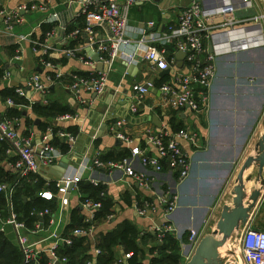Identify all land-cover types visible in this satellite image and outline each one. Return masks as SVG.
Here are the masks:
<instances>
[{"label": "crops", "instance_id": "obj_1", "mask_svg": "<svg viewBox=\"0 0 264 264\" xmlns=\"http://www.w3.org/2000/svg\"><path fill=\"white\" fill-rule=\"evenodd\" d=\"M120 1L123 3L125 0ZM200 2L209 12H215L221 6L231 5L241 9L238 11L239 18L261 16L256 13L252 15L253 8L248 10L244 0H200ZM253 5L255 7L254 2ZM3 7L9 11L18 10L21 17L14 21L12 31L0 32V67L4 69L3 75L6 72L11 73L9 81L0 82V120L13 121L19 134L33 137L36 150L39 148L40 139L48 137L61 158L62 156L70 158V168L66 175L74 176L79 173L83 181L103 185L107 190V198L113 202V214L110 218L97 219L94 223L93 236L83 242L84 248L79 253L87 254L85 264L91 262L99 264L104 260L108 250H103L99 246L108 244L112 235L121 231L127 223L136 225L139 232L137 242L142 252L138 255L137 264H158L164 254L173 253L174 250L161 248L162 242H168L170 237L178 241L175 250L178 253V264H186L194 250L190 241L191 231L198 232V239L212 232L223 206L232 205L231 192L236 184L237 174L248 157L243 159L241 165L236 166L246 143L245 134L249 132L248 136H250L253 131V120L246 126L245 116L253 114L254 107H258V104L262 105L264 101L261 93L255 96L256 99L251 96L254 92H261L264 86L254 89L252 86L244 85L257 78V75H264V36L258 34V31L263 29L260 24L263 18L240 24L234 30L227 28L216 30L214 37L208 41L210 51L217 55V71L210 92L209 105L204 111L194 112L188 107H173L168 103L166 95L160 91L163 84L175 83L174 70L161 71L148 61L141 60L138 62V71L131 75L127 73V67L121 58H117L111 67L105 64V70H98L93 52H98L99 43L104 42L111 33L106 26H100L96 29V41L90 43V38L85 32L87 18L81 14L78 0H4ZM179 11L180 5L177 0H145L143 3L137 1L130 10L128 37L139 40L146 32L162 37L170 26L177 24ZM212 15H215V22L222 21L221 15L214 13ZM148 22H154L155 26L144 29L143 23ZM76 30H80V33L72 36ZM20 35H26L28 38L18 42ZM34 42H43L51 46L47 60L52 66H46L40 54L34 52ZM173 44L176 49L170 53V56L175 54L178 60L177 71L180 69L186 71L185 59L183 66H178L180 52L177 53L176 43ZM133 48L135 44L131 46V49ZM68 50H74L77 57L70 55ZM140 51L141 57L145 51L142 49ZM79 56L89 59L91 64L82 62ZM258 58L263 60L262 66L247 62ZM248 66L251 68L247 69ZM101 71L108 73V84L103 93L81 91L75 94L70 90L73 73L93 77L98 76ZM59 72H62L63 76L61 79H56ZM35 73H39L43 82L49 85L48 91L32 90L33 95L29 93L27 97L18 96L28 100L29 104H18L13 100L15 105L9 106L8 100L13 99L12 94L15 95L16 89L24 86L27 82L25 80ZM50 78L53 80L52 83ZM147 82H153L157 87L145 97L139 111L132 113L129 107L135 95L133 86ZM12 83L16 86H12ZM118 91L127 93L124 104H121L120 98L115 95ZM50 102L69 106L72 112L52 119L33 111L32 104L47 105ZM246 102L250 103L248 110ZM110 108L117 118L111 123L105 125L102 123V126H105L102 136L96 138L101 124L100 113L105 114ZM14 109L22 111V115L10 116V112ZM24 111L27 113L25 114ZM66 115L77 116L79 119H65ZM153 116L158 117L162 127L152 121ZM174 125L178 126V131L190 128L197 133L196 145L181 140L183 148L191 159V171L185 180H181L167 163L163 170H156L144 165L141 158L131 157L132 148L135 146L148 148L149 154L157 155L156 149L148 144L147 132L151 130L159 133L161 130H168L170 134H175L177 130L174 131ZM117 132L134 139L133 144L128 145L122 140V146L118 145L117 142L121 140L117 137ZM63 133L73 135L75 140L70 142L69 138L62 136ZM55 136L59 139L57 142H54ZM62 145H68V150ZM124 149L129 151L130 156L127 158H130L135 172L142 175L141 179L128 175L122 168H81L84 159H94L99 155L101 160L100 157L107 152L119 153ZM17 156L18 152L10 142L0 141L1 182L11 185L17 183L18 175L12 166ZM49 168L50 166L42 165L38 171L37 175L46 181V187L39 191V196L45 191L55 193L58 189L60 182L47 179ZM17 188L16 185L14 201H17L19 196L25 202L32 200V196L26 197L23 190ZM249 188H251L250 193L252 189L259 187L254 185ZM167 197H176V208L170 217L175 230L166 232L160 240L159 226L168 220L165 217L166 206L162 203V199ZM0 200L3 201L0 203L1 228L9 211L3 194L0 195ZM82 202L80 192L73 189L70 192L69 207L61 211L56 199L54 210L49 208L56 219L54 226H50L51 216H47L34 222L31 227L28 226V229L35 228L36 224L40 223L37 233L23 230V235L27 236L29 244L44 251L43 257L47 256V261H49L48 250L56 240L52 237L53 232L60 237L72 236L74 240L73 230L68 229L71 224L72 209L81 210L85 223L89 213L83 208ZM261 206H264V190L258 209ZM141 211H145L146 214L142 215ZM17 213L20 217L19 212ZM211 216L214 220L210 229H207ZM2 233L18 246L17 233L13 226L6 224L5 232ZM97 249L102 250V253L97 254ZM113 250L116 254L115 264H125V261L128 262L125 258L126 253H132L121 245L114 246ZM168 262L165 260L164 263L168 264Z\"/></svg>", "mask_w": 264, "mask_h": 264}, {"label": "built area", "instance_id": "obj_2", "mask_svg": "<svg viewBox=\"0 0 264 264\" xmlns=\"http://www.w3.org/2000/svg\"><path fill=\"white\" fill-rule=\"evenodd\" d=\"M78 1L80 3L81 14L87 18L85 32L90 38V43L96 41V29L100 26H106L111 33L110 37L104 42L99 43L100 45L97 51L100 52V61L111 67L117 58L129 61L130 63H138L141 60H145L161 71H176L173 75L175 83L163 84L160 91L166 95L168 103L173 107H188L194 112L204 111L209 105L210 92L217 71V55L210 51L208 41L214 37L216 30L224 28L234 30L240 24L258 21L264 18V15L260 17L239 18L238 11L241 9L231 5L221 6L215 12H209L200 1L191 0L189 4L180 6L177 24L170 26L162 37H156L146 32L139 40H133L128 37V26L131 7L138 0H125L123 3L120 0ZM178 1L181 2L184 0ZM244 1L246 3L245 7L248 10H251L250 8L254 9L252 0ZM3 2L4 0H0V32L3 30L12 31L14 21L19 20L21 17L20 12L18 10H7L3 7ZM212 13L221 15L222 21L215 22V15H212ZM148 26H155V23H143L144 29ZM79 33L80 30H76L72 36L78 35ZM258 34L262 37L264 34L263 30L260 29ZM27 38L28 36L26 35H20L18 42ZM171 43H176L177 53L184 52L186 54V71H182L181 69L177 71L178 60L174 56L175 54L170 56L167 48ZM134 44L135 48L131 49V46ZM91 48L93 49V47ZM141 49L145 53L140 57ZM50 50L51 46L49 44L34 42V52L40 54L41 60L46 66H52L47 60ZM68 53L77 57L74 50H68ZM79 59L86 64H91L90 60H86L85 57L79 56ZM62 76V72H59L56 75V79H61ZM10 78L11 73L6 72L5 75L0 77V82L9 81ZM71 78L72 81L69 88L75 94H79L81 91L101 94L105 91L108 84V73L104 71H101L98 76L93 77L73 73ZM49 80L51 83L53 82L51 78ZM26 81L24 86L16 89L18 96L27 97L29 95L28 87L38 92H47L49 89V85L43 82L39 73L33 74ZM154 88L155 85L153 82L135 84L133 86L135 95L130 106L132 113L139 111L140 106L145 101V97ZM8 105H15L13 99L8 100ZM64 118L79 119L77 116L69 115H66ZM116 135L119 140H123L128 145H132L134 142V139L122 133L117 132ZM62 136L69 138L70 142L75 140L71 134L63 133ZM181 140H187L196 145L197 133L190 128L180 129L175 134H170L168 130H161L159 133L150 130L147 132V141L149 145L156 149L157 155L149 154L148 148L143 149L135 146L132 148L131 157L141 158L144 165L153 167L156 170H163L165 163H167L179 175L181 180H185L191 171V159L188 152L183 148ZM0 141L10 142L18 152L17 159L12 163L18 175L17 183L21 179L28 178L30 175L38 174L40 166H51L56 164L57 160L61 158L55 146L49 142L48 137L42 140V149L38 154L33 137L19 134L14 127V122L10 120H0ZM96 167L122 168L130 176L140 179L142 177V175L133 169L130 158H125L121 161H103L97 155L94 159H84L81 163V168L92 169ZM81 181L82 177L79 173L74 176L66 175L62 180L58 181L60 183L55 193L45 191L41 193V196L47 200L56 198L60 204L61 211H63L70 204L71 191H68L69 186L73 184V189L79 191V183ZM17 183L11 185L0 181V195L3 194L6 197L9 211L8 217L2 223L0 232H5L6 224L13 226L17 233L18 246L24 257V264L33 262L42 264L40 260L44 255V251L29 244L27 236L23 235V230L37 233L40 228V223H37L35 228L28 229V224L19 219L14 206V194ZM94 184L97 185L96 182ZM104 195L105 193L102 192V196ZM162 203L166 206L165 217L168 220L159 226L160 240H162L166 232H173L175 230L174 225L170 221V217L176 208V197L164 198L162 199ZM82 206L89 213V216L85 219V223L88 226L75 228L72 234L74 237L86 235L91 237L94 234V223L97 213L103 204L100 200L85 198L83 199ZM141 214L145 215L146 212L141 211ZM36 215L41 220L44 217L51 216L50 226L56 224V219L49 208L39 211ZM1 220L2 211L0 208ZM52 234V237L56 238V240L48 250L49 261L47 264H61L62 262H66L67 259L65 257L61 258L57 249L63 244H72L73 238L72 236L60 237L55 232ZM234 237L235 239H233ZM199 240L198 232L192 230L190 241L193 249H195ZM228 244L231 255L226 259L224 264H264V229L253 227L251 220L232 236ZM96 253L101 254L102 250L97 249ZM131 256L132 253H126L125 258L128 259Z\"/></svg>", "mask_w": 264, "mask_h": 264}, {"label": "trees", "instance_id": "obj_3", "mask_svg": "<svg viewBox=\"0 0 264 264\" xmlns=\"http://www.w3.org/2000/svg\"><path fill=\"white\" fill-rule=\"evenodd\" d=\"M169 52H173L176 47L175 45L169 44L167 46ZM4 74V69L0 67V76ZM155 87L156 84H154ZM11 95V93H10ZM13 100L17 102L18 104H29L28 100L18 98L17 94H12ZM33 111L37 113L38 115H41L46 118H57L61 115L67 114L72 112V109L69 108V106L62 105L61 103L57 102H50L47 105H41V104H32ZM22 111L18 109H14L10 112V116H21ZM174 131L178 129V126L174 125ZM178 131V130H177ZM59 139L55 136L54 142H57ZM99 139L97 140V142ZM3 144V143H2ZM7 148V144L4 145ZM63 148H66L68 150V145H62ZM67 150L65 152H67ZM130 156V153L128 150L124 149L123 151L119 153L114 152H107L103 156H101V160L104 161H121L124 158H127ZM53 186V184H52ZM17 189H21L24 192V195L26 197L32 196V200L29 202H25L23 198H18L17 201H14L15 203V209L17 212H19V219L25 221L28 226H32L34 222L39 220V217L36 215L41 210H44L46 208H50L51 210H54L55 203L54 200H47L46 198H43L41 195L39 196V191L43 190L46 187V181L36 175H30L28 178L21 179L17 183ZM20 190V191H21ZM79 192L81 194V199L85 198H93L95 200H100L103 204L102 208L99 210L96 216L97 219L101 218H107L114 212V206L112 200L107 198V190L106 188L101 184H93L91 182L87 181H81L79 183ZM102 192L105 193L104 196H102ZM15 200V196H14ZM18 202V203H17ZM0 203H3L2 200H0ZM87 227L88 224L84 223V217L81 213V210L79 208L72 209L71 212V224L69 225L68 229L74 230L78 227ZM139 236V232L136 225L127 223L124 228L119 231L118 233L112 235V237L109 240L108 244H101L99 248L101 249H107L108 255L104 257V260H101L99 264H115L116 254L113 250L114 246H123L126 250L132 252V256L128 258V264H137L138 263V255L141 254L142 249L140 248L137 239ZM88 238H90L88 235L81 236V237H74L73 243L71 245L63 244L58 249L57 252L61 258H66V262H62L61 264H85L87 254L81 255L79 252L84 248V241H87ZM178 244V241L172 237L168 240V242L163 241L161 248L164 250L170 249L173 251L171 254L166 253L164 254L163 259H160L158 264H167L164 263L165 260H168V264H178V253H176V246ZM23 254L20 250V248L14 244L12 241H10L2 232H0V264H23L24 262ZM42 264H47V256L42 257L40 260ZM30 264H39L36 262L30 263ZM122 264V263H120Z\"/></svg>", "mask_w": 264, "mask_h": 264}, {"label": "water", "instance_id": "obj_4", "mask_svg": "<svg viewBox=\"0 0 264 264\" xmlns=\"http://www.w3.org/2000/svg\"><path fill=\"white\" fill-rule=\"evenodd\" d=\"M138 1L139 3H143L145 0ZM177 2L180 6H184L189 4L191 0H184L181 2L177 0ZM93 54L94 61L98 63V70H105V64L100 61V52H93ZM185 57L186 54L184 52H180L178 54L179 67L183 66V60ZM124 65L127 67V73L131 75H134V72L138 71L139 69V63H130L129 61H124ZM16 75H18V72ZM12 86H16V84L12 83ZM28 93L33 95L34 91L28 87ZM126 94V91L115 92L116 97L120 98L119 100L121 104H124L125 100H127ZM105 105L107 106V104ZM109 110L110 111L105 114L100 113L102 114L99 119L101 124L99 126L100 130L98 131L96 138H100L102 136V131L105 128V126H102L103 124L105 125L111 123L115 120L114 118H117L112 114V109L110 108ZM24 113L26 114L27 112L24 111ZM151 119L157 126L162 127V123L157 116H153ZM41 143L42 139L39 141V148L37 150L38 154L42 149ZM117 144L122 146V141H118ZM255 152V155H249L245 159L237 174L236 184L231 192L233 195L232 205L225 204L223 206L215 228L212 230V232L204 235L199 240L193 254L186 264H224L226 259H228L231 255L228 244L230 239L252 219V216L259 208V204L262 199V190H264V133L256 143ZM252 167H257L256 175L254 173H248ZM69 168L70 158L68 156H62L58 163L50 166L49 176L47 179L52 181H60L66 176ZM254 180H256L258 183L260 182L262 186L252 189L249 193V188L247 185ZM73 186V184L69 186V192L72 191ZM53 200H56V198ZM125 264H128V262L125 261Z\"/></svg>", "mask_w": 264, "mask_h": 264}, {"label": "rangeland", "instance_id": "obj_5", "mask_svg": "<svg viewBox=\"0 0 264 264\" xmlns=\"http://www.w3.org/2000/svg\"><path fill=\"white\" fill-rule=\"evenodd\" d=\"M253 2L255 3V7L252 11V15H254L255 13L258 15H264V0H253ZM260 24L262 25L261 27H263V33H264V18L262 19V21H260ZM264 36V35H263ZM264 41V38H263ZM247 62H254L255 64L257 63L258 66H262V62L263 60L258 58L255 61L252 60H247ZM252 66V65H251ZM251 66H248L247 69H250ZM255 77V76H253ZM257 78H255L254 80H252L251 82H249V84H244L245 86H252L254 89H256L257 87L260 86H264V75H257ZM248 92V91H247ZM262 95V98L264 100V88L262 89L261 92H254L253 94H251L252 98L254 99V97L258 96V95ZM255 97V99H256ZM253 103V102H252ZM249 102H246V109H249ZM261 106V107H260ZM238 107V106H237ZM254 113L250 114V115H246V120H245V125L247 126L252 120V127H253V131L252 134L250 136L249 132H246L245 134V145L243 147V151L242 154L240 156V160L237 163V167L239 165H241L243 159H245L247 156L249 155H255V147H256V143L258 142V140L260 139L261 135L264 133V101L262 105L258 104V107H254ZM257 119V122H256ZM255 123V124H254ZM241 132V131H240ZM244 131L242 130L241 133H243ZM248 137V140H246ZM248 173H254L256 175L257 173V168L256 167H252ZM247 173V174H248ZM254 183H258L256 180L253 181ZM248 188L250 187V183H248ZM262 186V185H261ZM211 220L208 221V227L212 226L214 217L211 216ZM251 222L253 224V227H260L262 229H264V206H261L260 209L256 210V212L254 213V215L252 216ZM210 229V228H209ZM236 236V235H235ZM13 239V238H12ZM235 239V237L233 238ZM14 240V239H13Z\"/></svg>", "mask_w": 264, "mask_h": 264}, {"label": "bare ground", "instance_id": "obj_6", "mask_svg": "<svg viewBox=\"0 0 264 264\" xmlns=\"http://www.w3.org/2000/svg\"><path fill=\"white\" fill-rule=\"evenodd\" d=\"M258 32H259V31H258ZM263 131H264V130H263ZM254 185L257 186V187H261V183H260V182H259V183H256V184H255L253 181L250 182V187H251V186L253 187ZM249 189H251V188H249Z\"/></svg>", "mask_w": 264, "mask_h": 264}]
</instances>
